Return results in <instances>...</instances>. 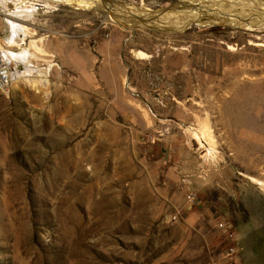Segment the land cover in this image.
Wrapping results in <instances>:
<instances>
[{
    "label": "rangeland",
    "instance_id": "obj_1",
    "mask_svg": "<svg viewBox=\"0 0 264 264\" xmlns=\"http://www.w3.org/2000/svg\"><path fill=\"white\" fill-rule=\"evenodd\" d=\"M110 1L164 17L181 2ZM78 9L0 0V47L32 70L0 85V264H264V101L249 89L264 65L237 94L214 42L244 32ZM12 21L33 31L22 48Z\"/></svg>",
    "mask_w": 264,
    "mask_h": 264
},
{
    "label": "bare ground",
    "instance_id": "obj_2",
    "mask_svg": "<svg viewBox=\"0 0 264 264\" xmlns=\"http://www.w3.org/2000/svg\"><path fill=\"white\" fill-rule=\"evenodd\" d=\"M34 1L36 2V0ZM37 1L38 2L42 1L44 3H47L50 7L59 6V5L75 6L79 8L78 10L91 9L93 7L99 6L105 9V11L107 10L111 14V17L113 19H116L120 24L127 23L131 26L134 25V27L143 28L144 26V27H153V28L156 27L158 29H162L164 27L171 28L173 26H176V29H174L175 31L184 32L186 29L185 27L190 26L192 24H197V26L201 28L224 26V27L232 28L237 31H243L244 34L241 32L240 35L242 37V42L245 41L246 45H244L243 43L233 44L230 41H224L219 39L214 40L215 43L219 42L217 43L219 49L225 48L227 55H229L233 60H235L234 68L231 71V74L233 75L232 84L235 88L236 87L238 88L240 84L244 86L243 83H241V81L243 80V79L241 80L242 77L247 76V77L256 78L259 76L256 73H249L248 68L250 67V63L252 62L257 63L259 61L262 62L264 65V4L262 1L260 2V4H257L255 3V1L252 0H233L232 3H230L231 1L228 3L226 0H181L179 6L173 11H171L166 17H164L165 14L163 16H160L162 15L161 13H164L161 11L160 12L154 11L152 9L143 6L137 7L134 4H128V5L121 3L117 4V3H113L110 0L107 1L111 2L112 6L111 5L109 6V4H107L108 2H106L105 0H37ZM24 8L26 11L25 10L22 11L20 8V10L22 11V12L20 11L19 13L20 15H22L23 13L24 14L30 13V15L32 16L38 10L36 9V7L34 8L22 7V9ZM191 12L192 15H190ZM12 14L10 15V17H14V13ZM12 24H13L12 27H13L14 36L11 38V46L22 48L23 42L17 41L16 38L22 33L27 35H33L32 33L33 31L24 24H19L13 21ZM31 43L36 44V41H31ZM252 51L259 52L260 54L256 57H253V60L251 61L248 59L252 57V55L250 54ZM134 55L137 58H140V60L141 58L148 57L147 54H145L140 50L135 52ZM136 57L135 59H137ZM227 60L226 62H231V60L230 61ZM22 62L26 64L25 72L28 74L31 73L32 70L29 69L30 61L28 62L23 58V56L13 53L12 51H5L3 48L0 47V68L4 64L9 65V68H6V70L4 71L0 69V85L2 86V88H5L3 87L5 85L4 80H9L10 77L12 76L10 70L16 67L18 63H22ZM45 76H47V74ZM36 82L33 81V84L36 85ZM37 83L40 84L41 82H39L38 80ZM251 88L261 92L260 93L261 97H259V99L264 101V81L256 80V82L253 84V87H250L249 89ZM236 92L237 94H239L242 92V89L238 88ZM258 100L257 101L254 100V101L258 102ZM251 129H254V127L251 126Z\"/></svg>",
    "mask_w": 264,
    "mask_h": 264
},
{
    "label": "water",
    "instance_id": "obj_3",
    "mask_svg": "<svg viewBox=\"0 0 264 264\" xmlns=\"http://www.w3.org/2000/svg\"><path fill=\"white\" fill-rule=\"evenodd\" d=\"M137 7H139V6H137ZM169 9V7H167V8H163V9H160L159 10V12L161 11V12H165L166 10H168ZM125 26H127L128 28H134V25L133 26H131V25H129V24H127V23H123Z\"/></svg>",
    "mask_w": 264,
    "mask_h": 264
}]
</instances>
